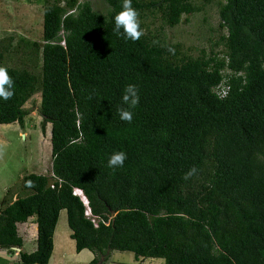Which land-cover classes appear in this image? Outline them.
I'll list each match as a JSON object with an SVG mask.
<instances>
[{"label":"trees","instance_id":"16d2710c","mask_svg":"<svg viewBox=\"0 0 264 264\" xmlns=\"http://www.w3.org/2000/svg\"><path fill=\"white\" fill-rule=\"evenodd\" d=\"M102 1L103 12L90 0H42L38 40L0 39L14 81L0 124L24 128L39 93L42 132L51 126L49 174H24L23 194L8 188L0 203V250L48 264L65 210L75 250L94 254L87 264L113 251L163 264H264V0H217L215 38L196 53L163 32L203 10L194 0H132L137 41L113 31L123 0ZM128 84L140 97L131 123L117 111ZM116 151L127 159L109 168ZM29 220L35 249L26 252L19 226Z\"/></svg>","mask_w":264,"mask_h":264},{"label":"rangeland","instance_id":"374dc122","mask_svg":"<svg viewBox=\"0 0 264 264\" xmlns=\"http://www.w3.org/2000/svg\"><path fill=\"white\" fill-rule=\"evenodd\" d=\"M82 1V0H80ZM94 9L106 11L107 5L102 0H90ZM203 5V10L191 15L187 23L163 28L164 36L180 43L193 52L209 46V40L215 38L214 28L218 22L217 0H194ZM42 0H0V39L10 35L16 39L24 36L38 40L42 31ZM160 21L155 19L150 25L158 29ZM14 44V41H13ZM14 64V62H12ZM40 95L36 93L25 107L30 110L25 120V127L18 123L0 124V203L6 189L23 194L21 177L27 173L49 174L51 168L50 124L45 133L41 130V117L38 114ZM20 234L22 233L19 227ZM66 211L61 210L55 227V243L61 244L66 253L73 249L69 237ZM32 237V236H31ZM35 242L25 241L23 250L31 252ZM60 246V245H59ZM68 262V261H67ZM0 264H19L17 252L13 254L6 249L0 250ZM67 264H76L68 262ZM105 264H163L161 259L146 258L137 262L128 251H113Z\"/></svg>","mask_w":264,"mask_h":264},{"label":"clouds","instance_id":"9594fccd","mask_svg":"<svg viewBox=\"0 0 264 264\" xmlns=\"http://www.w3.org/2000/svg\"><path fill=\"white\" fill-rule=\"evenodd\" d=\"M113 20V31L118 35H123L125 39L137 41L143 35L138 20V12L132 7V0H123L121 10L115 14ZM121 29L123 30L122 33ZM13 88L14 81L9 76L8 70L5 67L0 66V99L4 101L10 100L14 96ZM139 99L140 97L137 87L133 84H128L125 87L122 95V104L127 105V107H121L117 110L120 120L127 123L132 122L133 112L129 109H134L139 104ZM126 159V153L122 151H116L108 157L107 165L109 168L113 169L123 167ZM196 172L197 169L193 167L184 174L183 178L187 180L191 176L195 175ZM81 195L80 196L85 202L86 198L83 196V194ZM15 251L18 252L17 249H15Z\"/></svg>","mask_w":264,"mask_h":264},{"label":"crops","instance_id":"0c3cea01","mask_svg":"<svg viewBox=\"0 0 264 264\" xmlns=\"http://www.w3.org/2000/svg\"><path fill=\"white\" fill-rule=\"evenodd\" d=\"M20 226L22 228L23 235L24 236L26 235V239H27V240L24 239L23 246L25 241L31 242L33 240L35 242L36 225L31 220H29L28 222L23 223ZM54 235H55V231H54ZM54 235H53V250L49 258L48 264H67L68 262H74L76 264H87L93 259L94 254L88 249H82L81 251L77 252L75 250V243L72 239L71 240L73 241V249L69 253H66L65 249L63 248V246H61V244L55 246L56 243H55ZM69 237H70V232H69ZM34 249H35V244L33 246V250ZM137 262H142V261L139 260Z\"/></svg>","mask_w":264,"mask_h":264},{"label":"built area","instance_id":"2783aa9c","mask_svg":"<svg viewBox=\"0 0 264 264\" xmlns=\"http://www.w3.org/2000/svg\"><path fill=\"white\" fill-rule=\"evenodd\" d=\"M222 84V83H221ZM221 84H219L218 86H217V89H219V92L218 93H220V95H225L226 94V92H227V90H228V86L227 85H221Z\"/></svg>","mask_w":264,"mask_h":264},{"label":"bare ground","instance_id":"6f19581e","mask_svg":"<svg viewBox=\"0 0 264 264\" xmlns=\"http://www.w3.org/2000/svg\"><path fill=\"white\" fill-rule=\"evenodd\" d=\"M77 193H78V195H81L82 193H81V191H79V190H77ZM82 196V195H81Z\"/></svg>","mask_w":264,"mask_h":264},{"label":"water","instance_id":"95a60500","mask_svg":"<svg viewBox=\"0 0 264 264\" xmlns=\"http://www.w3.org/2000/svg\"><path fill=\"white\" fill-rule=\"evenodd\" d=\"M85 202H87V201H86V199H85ZM16 249L19 251V249H18V248H16Z\"/></svg>","mask_w":264,"mask_h":264}]
</instances>
